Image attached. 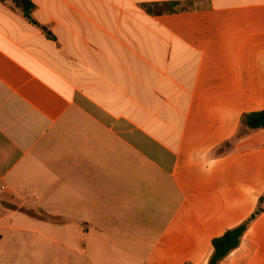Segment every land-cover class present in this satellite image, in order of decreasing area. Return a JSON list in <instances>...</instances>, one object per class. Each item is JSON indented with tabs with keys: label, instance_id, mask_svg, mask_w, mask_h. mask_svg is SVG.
<instances>
[{
	"label": "crops",
	"instance_id": "obj_1",
	"mask_svg": "<svg viewBox=\"0 0 264 264\" xmlns=\"http://www.w3.org/2000/svg\"><path fill=\"white\" fill-rule=\"evenodd\" d=\"M29 1L0 0V264H206L264 195V0ZM220 264H264V210Z\"/></svg>",
	"mask_w": 264,
	"mask_h": 264
},
{
	"label": "trees",
	"instance_id": "obj_2",
	"mask_svg": "<svg viewBox=\"0 0 264 264\" xmlns=\"http://www.w3.org/2000/svg\"><path fill=\"white\" fill-rule=\"evenodd\" d=\"M4 1V0H2ZM14 6L20 8L25 18L31 20L30 12L34 8V5L29 0H11ZM177 3L172 4H147L143 5L151 14H162L166 12H174ZM244 123L251 129L264 128V110L249 113L243 118ZM264 210V195L259 198V205L256 210L251 214L247 221L242 224L228 229L220 237L214 238L211 241L212 254L210 255L206 264H220L223 259L240 243V239L243 236L247 226L251 220H253L259 213ZM31 216L32 213H29ZM192 264V263H186Z\"/></svg>",
	"mask_w": 264,
	"mask_h": 264
},
{
	"label": "rangeland",
	"instance_id": "obj_3",
	"mask_svg": "<svg viewBox=\"0 0 264 264\" xmlns=\"http://www.w3.org/2000/svg\"><path fill=\"white\" fill-rule=\"evenodd\" d=\"M73 257L74 256H72V258ZM120 258L126 259L127 260V263H129V264H135L136 263V261L134 260V258L132 256H130V255H128V256H120ZM121 264H122V262H121Z\"/></svg>",
	"mask_w": 264,
	"mask_h": 264
},
{
	"label": "built area",
	"instance_id": "obj_4",
	"mask_svg": "<svg viewBox=\"0 0 264 264\" xmlns=\"http://www.w3.org/2000/svg\"><path fill=\"white\" fill-rule=\"evenodd\" d=\"M6 190V186L3 185L1 182H0V192H3Z\"/></svg>",
	"mask_w": 264,
	"mask_h": 264
}]
</instances>
